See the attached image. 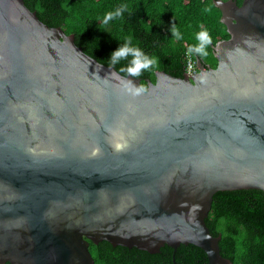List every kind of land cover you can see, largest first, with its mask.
<instances>
[{
	"label": "water",
	"instance_id": "95a60500",
	"mask_svg": "<svg viewBox=\"0 0 264 264\" xmlns=\"http://www.w3.org/2000/svg\"><path fill=\"white\" fill-rule=\"evenodd\" d=\"M214 3L217 66L132 96L121 80L141 78L0 0V264H94L90 240L232 264L206 218L218 191H264V0Z\"/></svg>",
	"mask_w": 264,
	"mask_h": 264
},
{
	"label": "trees",
	"instance_id": "16d2710c",
	"mask_svg": "<svg viewBox=\"0 0 264 264\" xmlns=\"http://www.w3.org/2000/svg\"><path fill=\"white\" fill-rule=\"evenodd\" d=\"M242 2L237 0L238 5ZM25 3L46 24L74 34L76 44L103 64L112 65V53L125 44L149 58L156 57L159 66L142 70L138 76L147 87V79L155 82L157 70L184 77L188 49L198 43L195 36L202 27L212 36L209 55L191 54L205 66L206 63L217 66L214 47L218 41L230 38L214 0H25ZM209 5L211 13L204 11ZM117 9L122 10V16H114L103 25L104 15ZM172 25L180 31V39L173 36ZM131 59L130 53L127 58H118L112 66L118 71L125 68L121 73L127 75ZM206 223L214 236L222 234L221 253L232 264H264L263 190L218 191ZM89 249L95 264H120L111 256L114 249L125 259L121 264H210L206 251L191 243H182L177 248L167 244L160 252L151 253L137 247L113 245L107 240L99 243L90 240Z\"/></svg>",
	"mask_w": 264,
	"mask_h": 264
},
{
	"label": "clouds",
	"instance_id": "9594fccd",
	"mask_svg": "<svg viewBox=\"0 0 264 264\" xmlns=\"http://www.w3.org/2000/svg\"><path fill=\"white\" fill-rule=\"evenodd\" d=\"M217 3H220V0H217ZM125 8H127V5H124ZM205 12L211 13L212 11V6H206L204 8ZM114 16H122V10L117 9L115 12H107L104 17L102 24L107 25L109 21L113 20ZM173 33V36L177 39L181 38V33L180 31L176 28L175 25H172L170 29ZM129 37L128 39H130ZM195 39L197 40V44L194 45L193 47H190L188 49L189 53H196L199 54L201 57H207L209 55V47L212 45V36L210 35L209 31L205 28H201V31H199ZM131 53L132 59L130 61L129 66L126 68L127 74H130L133 77H138L141 75L142 70H150L158 67V61L156 57H151L147 56L146 54H143L140 50H138L135 47H129L127 44L124 46L120 47L119 49L115 50L112 53L111 57V64L114 65L117 61L118 58H127L129 54ZM197 60V59H196ZM198 68V67H197ZM198 70V69H197ZM120 72H124L125 68H120ZM201 82H206V77L201 76L200 77ZM121 83L124 84L125 86V91L128 92L132 96H139L143 93H146L148 91V87L140 83L139 86H136L132 84L130 80H121ZM113 148L117 151L122 150L125 147V144L121 142H116L113 145ZM100 149L94 148L92 154L97 155L99 153Z\"/></svg>",
	"mask_w": 264,
	"mask_h": 264
},
{
	"label": "built area",
	"instance_id": "2783aa9c",
	"mask_svg": "<svg viewBox=\"0 0 264 264\" xmlns=\"http://www.w3.org/2000/svg\"><path fill=\"white\" fill-rule=\"evenodd\" d=\"M197 60L192 56L191 53L187 52V66L186 72L188 74L197 72Z\"/></svg>",
	"mask_w": 264,
	"mask_h": 264
},
{
	"label": "flooded vegetation",
	"instance_id": "af4514ba",
	"mask_svg": "<svg viewBox=\"0 0 264 264\" xmlns=\"http://www.w3.org/2000/svg\"><path fill=\"white\" fill-rule=\"evenodd\" d=\"M206 65H207L208 68H210V67H216V66H213L211 63H206ZM92 255H93V254H92ZM111 256L115 257V259H116L118 262H120V264H121V262H125L124 257H122V256H120V255L118 254L117 249H114V250L111 251ZM93 257H94V256H93ZM94 260H95V258H94ZM95 262H96V261H95ZM3 264H12V263L9 262V261H5ZM94 264H95V263H94Z\"/></svg>",
	"mask_w": 264,
	"mask_h": 264
}]
</instances>
